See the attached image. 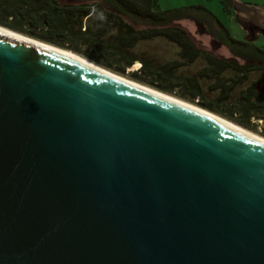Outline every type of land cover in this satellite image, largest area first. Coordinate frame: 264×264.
I'll return each instance as SVG.
<instances>
[{"label":"water","instance_id":"1","mask_svg":"<svg viewBox=\"0 0 264 264\" xmlns=\"http://www.w3.org/2000/svg\"><path fill=\"white\" fill-rule=\"evenodd\" d=\"M0 264H264V141L0 30Z\"/></svg>","mask_w":264,"mask_h":264},{"label":"trees","instance_id":"2","mask_svg":"<svg viewBox=\"0 0 264 264\" xmlns=\"http://www.w3.org/2000/svg\"><path fill=\"white\" fill-rule=\"evenodd\" d=\"M229 2L220 0L222 10L237 21ZM182 20H190L198 28L207 26L203 27L206 33L201 34L209 35L215 48L227 49L230 56L218 57L197 48L186 31L176 26ZM0 25L68 48L107 68L111 66L106 61H114L121 71L135 63L130 53L140 41L163 38L178 46L180 61L153 69L142 64L139 73L151 81L150 86L167 94L179 88L178 98L200 103L204 98L200 82L214 81L210 89L218 91V96L201 106L251 131H256L261 121L264 137V95L259 90L264 83V49L234 39L220 20L202 6L161 10L158 0H93L81 5H61L56 0H0ZM27 27L33 30L29 32ZM200 57L206 66L194 76H175L180 67ZM227 73L230 75L226 77ZM254 74L259 79L251 81L233 98L237 88ZM143 79L147 81L138 78L140 82Z\"/></svg>","mask_w":264,"mask_h":264},{"label":"rangeland","instance_id":"3","mask_svg":"<svg viewBox=\"0 0 264 264\" xmlns=\"http://www.w3.org/2000/svg\"><path fill=\"white\" fill-rule=\"evenodd\" d=\"M61 5H81L82 3L90 4L93 2V0H56ZM226 2H229V0H224ZM236 3L229 2L230 9L232 13H234L237 16V22L233 15L226 14L220 5V0H158L159 6L161 10H170L175 8H182L186 6H202L206 9H208L211 13H213L220 22L231 32V36L236 40H242L253 43L257 47H261L264 49V0H234ZM249 22H247L248 20ZM176 26L180 27L181 29L185 30L188 34L189 39L195 44V46L199 49L206 50L207 52L218 56V57H229V52L225 48H218L216 49L211 41V37L207 34H201L205 30L203 26L198 28L194 22L190 20H182L176 23ZM1 28L7 31H11L13 33H17L19 35H23L27 38L40 41L36 38H31L27 33H19L18 31H14L10 28L3 27L0 25ZM203 28V29H202ZM202 29V30H201ZM27 30L31 32L33 29L27 27ZM37 32H40L36 30ZM46 43V42H43ZM48 45H51L56 48L57 47L53 44L46 43ZM67 46V44H65ZM79 46V45H77ZM85 50L84 47L79 46ZM66 51H69L71 53H74L78 55L79 57L85 59L86 61H89L98 67L109 71L110 73L114 75H118L120 77L126 78L132 82L138 83L142 86H145L147 88H151L154 90H157L155 87L150 86L149 79L144 76V74L139 73L141 69L142 64H146L148 68L153 69L158 65H163L169 62H175L180 61L179 58V48L174 43H171L163 38H156L149 41H140L132 50H131V57L136 60L135 63L129 68L123 69L122 71L118 68L117 64H114V61H106L108 65L111 66V68H107L104 66L99 65L98 63L78 54L71 50H68V48H60ZM138 63V65H135ZM135 65V66H134ZM205 61L203 58H198L194 63L190 65H186L183 67H180L176 73L175 76H185L190 77L194 76L198 71H200L203 67H205ZM133 68H135L133 70ZM142 70V69H141ZM230 74L227 73L225 76H229ZM144 77L147 81L144 79L140 82L138 78ZM258 74H254L250 77L249 82H247L244 86H240L237 88L236 93L233 98H237L239 96L240 92L246 88L247 85L251 83L253 80L259 79ZM149 82V83H148ZM214 81L209 80H203L200 82V85L202 87L203 91V101L198 103L197 100H194V103L188 102L186 100H182L176 96L177 93L181 92L179 88H174L172 94H167L164 92H159L170 95L175 97L176 99H180V101L190 103L192 105H195L201 109L206 110L201 106V103L204 105L206 103H211L219 94L218 91H211V87L213 86ZM168 83V82H167ZM166 83V84H167ZM176 83V82H174ZM260 92L264 95V83L259 88ZM208 111V110H206ZM210 112V111H208ZM212 113V112H210ZM214 114V113H213ZM216 115V114H215ZM218 117L222 118L223 120L232 123L244 130H247L251 132L252 134L256 135L258 138L264 139V137L261 135L262 131V122H258V126L256 131H251L248 129H245L236 123L227 120L226 118H223L219 115Z\"/></svg>","mask_w":264,"mask_h":264},{"label":"bare ground","instance_id":"4","mask_svg":"<svg viewBox=\"0 0 264 264\" xmlns=\"http://www.w3.org/2000/svg\"><path fill=\"white\" fill-rule=\"evenodd\" d=\"M0 30H1V31H4V32H7V33H10V34H12V35H15V36L21 37V38H23V39L29 40V41L34 42V43H36V44H39V45H41V46H44V47H47V48L52 49V50H54V51L60 52V53H62V54H65V55H68V56L74 57V58H76V59H78V60H80V61H82V62H84V63H86V64H88V65H90V66H92V67H94V68H96L97 70H99V71H101V72H103V73H105V74H107V75H109V76H111V77H113V78H115V79H117V80H119V81H121V82L127 84V85H130V86L136 87V88H138V89H141V90H144V91H147V92L153 93V94H155V95H158V96H161V97L167 98V99H169V100H172V101H174V102H177V103H179V104H182V105H184V106H186V107H189V108L194 109V110H196V111H199V112H201V113H203V114H206V115H208V116H210V117H212V118H215V119H217V120H219V121H222V122H224V123H226V124H228V125H230V126L236 128V129H238V130H241V131H243V132H245V133H247V134H249V135H252V136L258 138L256 135L252 134L251 132H249V131H247V130H244V129H242V128H240V127H238V126H236V125H234V124H232V123H229V122L223 120L222 118L218 117L217 115H215V114H213V113H210V112H208V111H206V110H204V109H201V108H199V107H197V106H195V105H192V104H190V103H186V102L180 101V99H176V98L173 97V96L163 94V93H161V92H159V91H157V90H154V89H151V88H147V87L142 86V85H140V84H138V83L132 82V81L126 79V78L120 77V76H118V75H114V74L110 73L109 71H106V70H104V69L98 67L97 65H95V64H93V63H91V62H89V61H86L85 59L79 57L78 55H76V54H74V53H71V52H69V51H66V50H63V49H60V48L53 47V46H51V45H48V44L43 43V42H39V41L34 40V39L27 38V37H25V36H23V35H19V34H17V33H13V32H11V31L4 30V29L1 28V27H0ZM134 69H135V68H133V70H134ZM259 139L262 140V141H264V139H262V138H259Z\"/></svg>","mask_w":264,"mask_h":264},{"label":"crops","instance_id":"5","mask_svg":"<svg viewBox=\"0 0 264 264\" xmlns=\"http://www.w3.org/2000/svg\"><path fill=\"white\" fill-rule=\"evenodd\" d=\"M233 2L236 3L234 0H233ZM247 20H248V19H247ZM247 22H249V20H248ZM230 33H231V32H230Z\"/></svg>","mask_w":264,"mask_h":264}]
</instances>
